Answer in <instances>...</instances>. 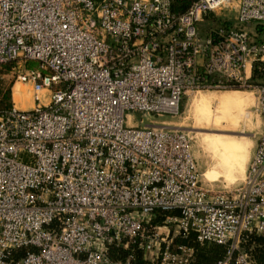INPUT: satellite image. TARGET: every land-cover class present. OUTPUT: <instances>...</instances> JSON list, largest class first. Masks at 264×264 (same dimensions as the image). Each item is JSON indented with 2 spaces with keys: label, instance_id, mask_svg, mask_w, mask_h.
I'll return each mask as SVG.
<instances>
[{
  "label": "built area",
  "instance_id": "1",
  "mask_svg": "<svg viewBox=\"0 0 264 264\" xmlns=\"http://www.w3.org/2000/svg\"><path fill=\"white\" fill-rule=\"evenodd\" d=\"M181 1L0 0V63L17 59L32 97L0 109V264H188L175 237L189 234L224 245L214 264H256L241 239L264 235V82L262 126L227 191L200 184L187 130L148 117L178 113L187 91L250 86L264 0ZM131 244L141 262L109 253Z\"/></svg>",
  "mask_w": 264,
  "mask_h": 264
},
{
  "label": "rangeland",
  "instance_id": "2",
  "mask_svg": "<svg viewBox=\"0 0 264 264\" xmlns=\"http://www.w3.org/2000/svg\"><path fill=\"white\" fill-rule=\"evenodd\" d=\"M233 14L234 11L224 13L228 17ZM217 22L215 17L204 18L197 26L200 32H204ZM0 81L2 86L8 88L9 101L18 86L22 89L25 86L28 88V92L20 90L14 96L15 106L29 107L32 104L28 82L15 80L14 76L5 70L0 71ZM261 82H264V72L253 73L251 69L250 86L230 85L187 91L180 100L178 113L148 117L152 122L179 126L187 130L190 148L199 171L200 184L203 187L227 191L241 182L258 132L260 116L254 109L255 86ZM39 96L41 101H45L46 92H40ZM129 114L132 117L129 122H136L139 113ZM219 142L235 143L240 148H237V151L230 149L234 153L233 158L226 160V154L221 152Z\"/></svg>",
  "mask_w": 264,
  "mask_h": 264
},
{
  "label": "trees",
  "instance_id": "3",
  "mask_svg": "<svg viewBox=\"0 0 264 264\" xmlns=\"http://www.w3.org/2000/svg\"><path fill=\"white\" fill-rule=\"evenodd\" d=\"M187 5V0H182L179 4L175 6L176 10H181L185 8ZM16 58L9 59L0 63V71L11 72L10 66L16 62ZM23 63L28 67H35L37 65V61L34 59H25ZM260 64L264 66V61H261ZM264 72L260 69H256L253 67V73ZM2 81H0V109L8 108L11 105V101H9V91L7 86H2ZM155 220L157 218H154ZM176 242H185L193 247V256L191 261L188 264H214L216 259H218L224 250L223 244H218L214 242H203L200 243L196 241L192 234H189L188 237L184 238L180 235L175 237ZM241 246L244 248L251 260H253L256 264H264V235L262 233L249 231L244 232L241 239ZM129 249L133 251L135 254V261L141 262L140 251L136 248L135 244L129 245L128 248H121L117 246H110L109 253L111 256H124ZM24 251L23 248L15 249L12 251L14 257L19 256Z\"/></svg>",
  "mask_w": 264,
  "mask_h": 264
},
{
  "label": "crops",
  "instance_id": "4",
  "mask_svg": "<svg viewBox=\"0 0 264 264\" xmlns=\"http://www.w3.org/2000/svg\"><path fill=\"white\" fill-rule=\"evenodd\" d=\"M24 89H22V87L21 86H18L16 89H15V91L13 92V96H12V101L14 100V96L17 94V92H19L20 90H27L26 92H28V88L25 86V87H23ZM229 101H232L231 99H229ZM179 105H180V102H179ZM179 105H178V111H179ZM258 113V112H257ZM258 115H259V113H258ZM260 116V115H259ZM261 126H262V120H261V117H259V122H258V132H257V135H256V137H255V141H254V145H253V148H252V151H253V149H254V146H255V143H256V140H257V137H258V133H259V130H260V128H261ZM219 144V146H220V149L222 150L221 152L222 153H224V154H226V160L227 159H232L233 158V155H234V153H233V151L232 150H230V149H235L236 151H237V148H240L239 147V145H237V144H235V143H230V142H227V143H218ZM252 151H251V154H252ZM192 152V151H191ZM251 154H250V156H249V158H248V161H247V164H246V166H245V169L247 168V165H248V163H249V160H250V157H251ZM192 156H193V154H192ZM194 159V158H193ZM194 162H195V160H194ZM195 165H196V168L198 169V167H197V164H196V162H195ZM245 171V170H244Z\"/></svg>",
  "mask_w": 264,
  "mask_h": 264
}]
</instances>
